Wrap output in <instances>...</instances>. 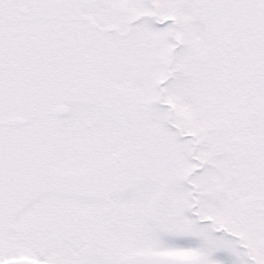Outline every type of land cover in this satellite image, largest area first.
<instances>
[{
    "label": "snow or ice",
    "instance_id": "1",
    "mask_svg": "<svg viewBox=\"0 0 264 264\" xmlns=\"http://www.w3.org/2000/svg\"><path fill=\"white\" fill-rule=\"evenodd\" d=\"M0 264H264V0H0Z\"/></svg>",
    "mask_w": 264,
    "mask_h": 264
}]
</instances>
